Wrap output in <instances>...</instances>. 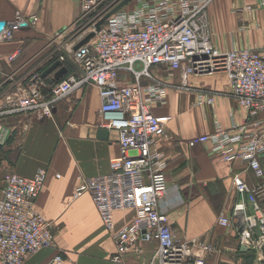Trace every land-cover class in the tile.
I'll return each mask as SVG.
<instances>
[{
	"label": "built area",
	"instance_id": "1",
	"mask_svg": "<svg viewBox=\"0 0 264 264\" xmlns=\"http://www.w3.org/2000/svg\"><path fill=\"white\" fill-rule=\"evenodd\" d=\"M122 1L80 0L81 12L73 24L75 41L65 50L52 52L22 78H15L14 72L0 84L15 89L6 92L0 102V145L8 133L4 120L20 115L52 117L56 103L87 85L96 86L101 126L118 132L121 156L113 160L109 174L84 179L74 197L92 196L105 226L114 234L115 262L120 263L142 236L144 241L158 243L153 258L144 264H206L212 247L177 239L168 215L159 209L168 190V159L156 147L155 138L165 134V123L171 117L156 116L152 106L166 102L168 88H188L191 75L223 72L231 84L229 96L239 107L251 117L264 113V47L229 51L216 47L208 19L215 0H130L112 14ZM257 2L264 8V0ZM255 8L248 5L246 11ZM38 21L37 15L17 13L1 28L0 43L14 40L18 31L34 28ZM65 33L59 32L51 41H60ZM22 55L23 49L17 48L0 61L14 64ZM57 62L71 65L76 72L49 86L44 74ZM156 66L180 70L182 85L157 77L151 71ZM198 100L200 106L212 104L215 96L200 94ZM259 124H253L256 129L251 133L236 123L230 130L218 124L213 133L191 139L190 145L209 143L220 161L240 160L261 180L253 188L240 175L234 176L240 200L231 216L220 217V224L231 226L233 218L241 217V243L254 253L255 264H264V126L261 132ZM47 176L45 169L31 178L6 175L0 194V264H25L31 255L54 246L55 223L36 209ZM118 211L134 212L120 229L114 220ZM63 263L62 256H56L47 264Z\"/></svg>",
	"mask_w": 264,
	"mask_h": 264
},
{
	"label": "crops",
	"instance_id": "2",
	"mask_svg": "<svg viewBox=\"0 0 264 264\" xmlns=\"http://www.w3.org/2000/svg\"><path fill=\"white\" fill-rule=\"evenodd\" d=\"M248 5L257 8L250 13L246 11ZM80 12V0H0V21H12L17 13L39 18L36 27L23 28L14 40L0 43V57L23 49L16 63L0 61V84L14 72L15 78H22L52 52L67 49L75 41L73 24ZM208 19L213 44L222 51L264 47V8L258 7L257 0H215L208 9ZM62 31L66 33L60 41L50 40ZM151 71L172 85L183 83L180 70L156 66ZM75 72L71 65L61 64L46 76V81L53 86ZM187 82L186 89L168 88L166 102L152 106L156 116L171 117L165 123V134L155 138L156 147L168 159V190L159 209L168 215L177 239L212 247L206 264H255L254 253L240 240L242 218H233L231 226H222L220 217L231 216L240 200L235 175L253 188L261 180L246 163L220 161L212 145L191 146L190 140L213 133L218 124L230 130L236 123L251 133L256 129L253 124L260 122L257 128L262 132L264 113L251 117L241 109L229 96L231 84L223 72L191 75ZM14 90L7 84L0 86V102L6 92ZM200 94L215 96L214 103L198 105ZM100 110L99 89L87 85L56 103L52 117L28 119L20 115L3 121L8 133L0 145V170L27 178L40 169L48 173L36 209L55 223V244L28 257L25 264H47L56 256H62L63 264H144L158 250L155 240L147 242L141 236L122 261L115 262L114 234L105 226L92 196L85 193L74 197L84 179L109 174L111 163L121 156L118 132L101 126ZM261 163L264 167V156ZM261 206L264 211V201ZM133 215L129 211L115 212L116 228L123 227Z\"/></svg>",
	"mask_w": 264,
	"mask_h": 264
},
{
	"label": "water",
	"instance_id": "3",
	"mask_svg": "<svg viewBox=\"0 0 264 264\" xmlns=\"http://www.w3.org/2000/svg\"><path fill=\"white\" fill-rule=\"evenodd\" d=\"M128 1L130 0H124L122 1L114 10H112V14L115 13L116 11H118L120 8H122ZM103 21V20H102ZM5 25V22L4 21H0V30L1 28ZM98 29L100 28V24L97 26ZM60 66V64L57 62L55 64H53L44 74V76H48L49 74H51L56 68H58ZM104 132V131H103ZM104 134V137H106V131L103 133Z\"/></svg>",
	"mask_w": 264,
	"mask_h": 264
},
{
	"label": "rangeland",
	"instance_id": "4",
	"mask_svg": "<svg viewBox=\"0 0 264 264\" xmlns=\"http://www.w3.org/2000/svg\"><path fill=\"white\" fill-rule=\"evenodd\" d=\"M247 26H248V24H246V27H247ZM57 34H59V32H58ZM57 34H56V35H57ZM56 35H53V36L51 35L52 37L50 38V40L54 39ZM3 173H4V172L0 170V186H1V185H2V186L4 185V179H5L6 175H7V174H5V173L3 174ZM0 188H1V187H0Z\"/></svg>",
	"mask_w": 264,
	"mask_h": 264
}]
</instances>
